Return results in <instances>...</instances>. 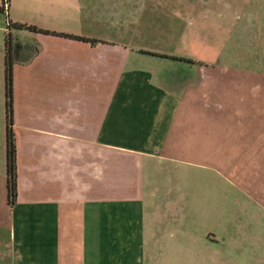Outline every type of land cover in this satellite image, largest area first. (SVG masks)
Listing matches in <instances>:
<instances>
[{
	"label": "crops",
	"instance_id": "1",
	"mask_svg": "<svg viewBox=\"0 0 264 264\" xmlns=\"http://www.w3.org/2000/svg\"><path fill=\"white\" fill-rule=\"evenodd\" d=\"M8 13L82 39L12 30L11 203L0 11V264H230L231 160H264V0H10Z\"/></svg>",
	"mask_w": 264,
	"mask_h": 264
},
{
	"label": "rangeland",
	"instance_id": "2",
	"mask_svg": "<svg viewBox=\"0 0 264 264\" xmlns=\"http://www.w3.org/2000/svg\"><path fill=\"white\" fill-rule=\"evenodd\" d=\"M257 134L263 135L261 131ZM231 145H221L219 150L229 146L235 150ZM247 158L250 157L231 160L233 172L242 170L243 175H233L231 187V222L225 242L232 250L230 264H264V160ZM243 239L246 245L240 251Z\"/></svg>",
	"mask_w": 264,
	"mask_h": 264
},
{
	"label": "trees",
	"instance_id": "3",
	"mask_svg": "<svg viewBox=\"0 0 264 264\" xmlns=\"http://www.w3.org/2000/svg\"><path fill=\"white\" fill-rule=\"evenodd\" d=\"M10 0H4V5L0 6V11L7 14V23H8V33L5 41V50H6V106H7V122H8V131H7V177H8V188L9 196L11 203H14L17 198V179H18V167H17V146L14 138V133L12 130L13 124V64L18 59L19 51L21 49V44L18 41H15L12 37V30L14 29H26L33 32H44L51 33L54 35L82 39V37L60 33L50 30L42 29L36 25L15 22L11 20L8 8Z\"/></svg>",
	"mask_w": 264,
	"mask_h": 264
}]
</instances>
